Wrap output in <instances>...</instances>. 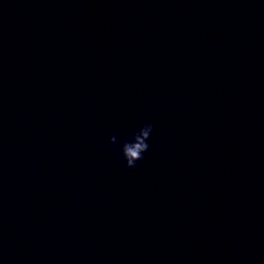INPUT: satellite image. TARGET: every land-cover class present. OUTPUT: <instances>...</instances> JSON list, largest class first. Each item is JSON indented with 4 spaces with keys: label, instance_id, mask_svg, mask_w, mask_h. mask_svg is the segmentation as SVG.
<instances>
[{
    "label": "clouds",
    "instance_id": "1",
    "mask_svg": "<svg viewBox=\"0 0 264 264\" xmlns=\"http://www.w3.org/2000/svg\"><path fill=\"white\" fill-rule=\"evenodd\" d=\"M154 126L151 123L143 124L138 130L133 132L128 140L120 144L119 156H122L125 161V167L134 169L137 162L142 161L145 157L144 154L149 150L148 143ZM118 143L116 135L109 138V144L115 145Z\"/></svg>",
    "mask_w": 264,
    "mask_h": 264
}]
</instances>
